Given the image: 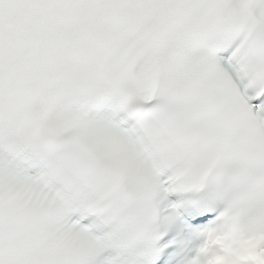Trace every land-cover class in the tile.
Returning <instances> with one entry per match:
<instances>
[{
	"label": "snow or ice",
	"instance_id": "obj_1",
	"mask_svg": "<svg viewBox=\"0 0 264 264\" xmlns=\"http://www.w3.org/2000/svg\"><path fill=\"white\" fill-rule=\"evenodd\" d=\"M0 264H264V0H0Z\"/></svg>",
	"mask_w": 264,
	"mask_h": 264
}]
</instances>
